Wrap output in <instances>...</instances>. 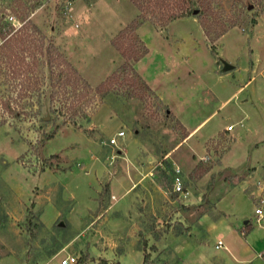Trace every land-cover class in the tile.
<instances>
[{
    "label": "rangeland",
    "instance_id": "obj_1",
    "mask_svg": "<svg viewBox=\"0 0 264 264\" xmlns=\"http://www.w3.org/2000/svg\"><path fill=\"white\" fill-rule=\"evenodd\" d=\"M246 1L210 0L208 12L214 14L211 17L217 28L222 23L226 27L232 21L236 23L213 41L206 37L196 15L187 16L196 24L176 18L160 28L143 14L132 33L144 38L149 48L136 64L139 74L148 75L153 89L172 109L175 93L184 96L179 112L188 117L189 123L208 117L189 142L197 141L198 154L206 141L202 161L209 168L216 155L208 154V148L217 152L225 144L218 140L214 145L216 140L207 139L226 125H233L230 134L236 136V146H247L251 135L264 136V7L252 1L245 8ZM177 2L188 5L185 0L170 3L175 6ZM7 3L0 0V4ZM137 12L130 0H39L28 14L94 86L121 64L122 57L111 38ZM183 37L182 45L178 40ZM221 59H232L246 69L235 73L242 83L239 92L211 114L202 105L200 91L208 86L219 89L214 68ZM44 81L42 88L48 90L47 78ZM231 90L222 93V102ZM47 104L43 100L38 113L8 116L0 123V264H42L49 258L46 245H50L53 234L64 243L56 252L59 257L74 255L76 264H119L113 258L116 244H124L127 251L136 250L143 238L147 239L151 264H235L232 260H214L218 257L214 252L221 249L213 248L216 237L205 230L206 220L213 219L219 210L224 213L221 218L234 227L229 232L223 228L216 231L227 243L254 237L258 240L257 250L264 247V222H255V199L232 195V191L222 196L215 210L216 195L208 196V175L193 178L189 174L194 167L186 173L168 157L173 170L166 172L174 177L175 168L180 170L184 193L174 191L172 182L165 186L161 158L183 137L184 130L153 91L145 92L142 98L128 97L121 90L111 91L90 112V121L78 118L77 124L65 123L56 131L54 127L60 124L62 115L48 112ZM243 106L247 111L251 108L255 118L249 128L245 120L244 127L237 122L246 112ZM42 116H47L48 121H43ZM118 130H123L124 135L117 139V145H109L108 138ZM189 142L176 147L174 155L182 157ZM222 174L223 171L214 176ZM227 175L234 182L243 177ZM118 179L121 181L117 185ZM258 180V185H264V175ZM106 185L108 193L104 192ZM101 201L104 206L108 201L111 205L105 215L119 211L120 219L102 218L103 215L96 218L102 210ZM56 222L66 224L63 237L53 227ZM98 224L105 232L94 231ZM242 228L246 235L240 234ZM251 228L256 231L249 237ZM138 250L141 263L142 251ZM84 252L85 263L79 260ZM59 257L52 258L49 264H60ZM248 264H264V260H249Z\"/></svg>",
    "mask_w": 264,
    "mask_h": 264
},
{
    "label": "trees",
    "instance_id": "obj_2",
    "mask_svg": "<svg viewBox=\"0 0 264 264\" xmlns=\"http://www.w3.org/2000/svg\"><path fill=\"white\" fill-rule=\"evenodd\" d=\"M7 1L6 5L0 4V123L5 122L8 116L20 117L33 111L38 113L45 100L48 112L62 115V120L60 124H56L54 131L65 123L77 124L78 118L90 121V112L103 103L105 96L111 91L121 90L128 97L136 95L139 98L150 91L133 66L147 52L144 41L132 35L143 14L149 15L151 23L160 28L176 18L196 15L206 37L212 41L236 24L232 21L226 27L222 23L217 28L212 18L214 14L208 12L211 9L210 0H185L188 2L187 6L183 2H177L173 6L170 3L172 0H130L138 10L137 15L111 38V44L121 55L122 62L106 78L92 86L30 18L28 13L39 0ZM252 1L261 6V9L264 7V0H247L243 4L245 8L252 5ZM195 10H198L197 14H193ZM45 78L48 80V90L42 88ZM41 119L48 121L47 116H42ZM161 161L164 163L161 173L165 186H170L173 177L168 172H172L173 168L166 158H161ZM208 169L200 160L189 175L199 178ZM104 192L108 193V185L104 186ZM103 206L102 201L99 202V208ZM65 226L64 223L53 224L62 237L65 235ZM139 234L143 235L142 232ZM49 243V246L46 245L47 257L64 245L54 234L50 235ZM149 248L154 250L155 246L150 245ZM138 249L142 251L140 264H151L146 238H143ZM86 259L84 252L79 260L85 262Z\"/></svg>",
    "mask_w": 264,
    "mask_h": 264
},
{
    "label": "crops",
    "instance_id": "obj_3",
    "mask_svg": "<svg viewBox=\"0 0 264 264\" xmlns=\"http://www.w3.org/2000/svg\"><path fill=\"white\" fill-rule=\"evenodd\" d=\"M180 19H188V21H192L193 23L196 24L194 18H189V17H180ZM259 20H257V23L255 25H258ZM167 27V26H166ZM184 38H180L178 41L180 44H184ZM220 38V37H219ZM145 45L146 42L144 38H141ZM183 42V43H181ZM147 47V45H146ZM149 48L147 47V52ZM147 52L143 55L145 56ZM142 56V57H143ZM141 57V58H142ZM255 59L257 60V57L255 56ZM140 60V59H139ZM138 60V61H139ZM133 63V66L137 73L139 74L137 70V62ZM222 61L225 60H217L216 63V68H214V73L216 75V83L218 84L219 89H212L210 86L202 89L200 91V96H201V101L202 105L204 107H207L208 109L211 110V114H214L216 110H219L221 105H223L231 96H235L239 90L241 89L242 83H240L235 76V73H239L240 71H244L246 68L240 67L238 63H234V61L231 59L226 60L225 62L229 63L232 65L231 68L227 70H223V63ZM252 71L255 68L254 62H252ZM157 66V65H156ZM155 70V64H154V69ZM169 70V68H168ZM192 71V70H191ZM140 77L146 82L148 87L150 88L151 91H153L155 94H157L158 99L167 107H169V102L164 99V97L161 95V93L156 92L155 89L151 86V83L149 81L148 75L143 76L144 74H139ZM231 77V78H230ZM246 82V81H244ZM247 83V82H246ZM245 83V84H246ZM226 89H232L230 96L224 100L223 102L221 101V95ZM174 92L172 93V95ZM174 97V102H172V105L174 108H168L167 111L171 112L173 114V117L177 119L179 124L184 130V135L183 137L172 147L171 149L167 150V153L165 154V158H169L175 165L178 162L179 165H181V169L184 170L186 173L189 172L194 166L195 163L197 162V159L203 160V153H206L205 147L203 142L201 145V152L197 154V141L194 142H189L193 137H195L203 127L206 119L208 117L203 116L198 121L195 123H189L188 117L185 115H180L181 113L179 112V106L185 101V97L182 96L180 97L177 92L175 93ZM172 99V98H171ZM243 102H246V99L243 100ZM184 104V103H183ZM190 105H193L190 103ZM246 106H243V109L246 111L245 113L242 112V115L239 117L237 122H240L241 127H244V120L246 121L247 125L246 128H249L255 123V118L252 113V109L248 108V111ZM232 124V123H231ZM231 124L226 125L223 127L221 130H218L216 133H214L213 136L208 137L207 141L210 140H216L214 142V145L219 141L223 142L225 144L224 147H220L217 152H213V147H209V153H213L216 156L214 162H212L209 170L203 177L208 175L207 181L210 186V193L209 195H216L215 197V203H214V209L218 210L217 204L218 202L221 201L222 196L226 194H231L233 191L232 195H246L250 196V199H254L253 194H257L259 192V183L258 179L264 175V136H257L251 135V138L248 139V145L243 147V146H236L234 145L236 136L233 134H230V131L233 130V127L231 129H227V127ZM104 126V124H103ZM239 134V133H238ZM229 139V140H228ZM188 151L186 153L181 154L182 157L180 156H175L174 155V149L178 147L182 143H187ZM215 147V146H214ZM199 148V147H198ZM196 155V159H194L193 155ZM174 157V159H173ZM189 160V161H188ZM177 166V165H176ZM221 171H223V174L221 176H214V174H220ZM227 173H230V175H243L242 179L240 181H231V177L227 175ZM202 178V177H201ZM236 178V177H235ZM108 179H107V184H108ZM121 181V180H120ZM119 179L116 181L117 185L120 182ZM123 184V183H121ZM111 189V188H110ZM114 195V193H111ZM218 194V195H217ZM123 197V194L120 196ZM118 198V197H117ZM112 202V200L110 201ZM110 202L108 201V205L103 206L100 212H98L96 218L100 219L101 216L102 218H110V219H115L118 220L120 219L122 212L120 213L119 211L116 212L115 214L105 215V211L110 212ZM117 202V201H116ZM116 204V203H115ZM114 204V205H115ZM109 208V209H108ZM219 214H215L213 219L206 220L205 224V230L207 232V235L213 234L215 235V241L213 248L214 249H221V252H214L216 255H218L217 259L214 260H232L235 264H248L249 260H264V247L261 250H257L258 248V240L253 237V241L250 240L248 241L247 239H237L231 240L230 243L226 242L225 239L223 238L221 232L217 233L216 231L218 229H226L228 232L233 230V226L224 220V218H221V216H224V213L219 210ZM264 222V219L262 220ZM248 220L244 221V224H247ZM264 226V224L262 225ZM240 227V226H239ZM238 227V228H239ZM102 226H98L94 229L95 232H102L103 229H101ZM237 228V227H236ZM104 231V230H103ZM256 231L255 229L251 228V231L249 232V237L250 233H254ZM105 232V231H104ZM245 228L240 229V234L246 235L245 233ZM258 233V232H257ZM256 233V234H257ZM252 238V237H251ZM250 238V239H251ZM221 239L223 245L221 247L215 248V242ZM95 252V249L92 248L91 254ZM134 252V253H133ZM59 253H55L52 256H50L45 262L42 264H49V261L54 258V257H59ZM95 255V254H94ZM65 255H62L64 257ZM61 258V257H59ZM116 261H118L119 264H140V253L138 249H133V250H128L125 248L124 244L118 243L116 244V251L114 252V257ZM60 260V259H59ZM142 260V259H141ZM207 260H212L208 258ZM60 263V262H59ZM85 263V262H84ZM86 264V263H85Z\"/></svg>",
    "mask_w": 264,
    "mask_h": 264
},
{
    "label": "built area",
    "instance_id": "obj_4",
    "mask_svg": "<svg viewBox=\"0 0 264 264\" xmlns=\"http://www.w3.org/2000/svg\"><path fill=\"white\" fill-rule=\"evenodd\" d=\"M68 9L70 10V6H68ZM233 125H229L227 129H231ZM124 135L123 130L116 131L111 137L108 138L107 143L109 145H117V139L122 137ZM180 170L175 168V174L173 175V189L174 191H180L183 192L182 186H181V178L179 175ZM259 192L257 194H254L255 199V205H254V214H255V222L260 224L262 219L264 218V185H259ZM186 193V192H185ZM223 245L222 240L218 239L215 242V248L221 247ZM60 264H76L77 258L74 255L67 254L64 257H62L59 260Z\"/></svg>",
    "mask_w": 264,
    "mask_h": 264
},
{
    "label": "water",
    "instance_id": "obj_5",
    "mask_svg": "<svg viewBox=\"0 0 264 264\" xmlns=\"http://www.w3.org/2000/svg\"><path fill=\"white\" fill-rule=\"evenodd\" d=\"M222 63H223V70H227V69L232 67L231 64H229V63H227L225 61H222ZM60 224H62V223H60Z\"/></svg>",
    "mask_w": 264,
    "mask_h": 264
}]
</instances>
